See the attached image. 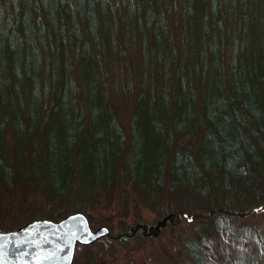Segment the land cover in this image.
I'll return each mask as SVG.
<instances>
[{
	"label": "trees",
	"instance_id": "trees-1",
	"mask_svg": "<svg viewBox=\"0 0 264 264\" xmlns=\"http://www.w3.org/2000/svg\"><path fill=\"white\" fill-rule=\"evenodd\" d=\"M114 200L168 218L74 257L185 211L182 264H264V0H0V230Z\"/></svg>",
	"mask_w": 264,
	"mask_h": 264
},
{
	"label": "rangeland",
	"instance_id": "rangeland-1",
	"mask_svg": "<svg viewBox=\"0 0 264 264\" xmlns=\"http://www.w3.org/2000/svg\"><path fill=\"white\" fill-rule=\"evenodd\" d=\"M15 212L16 209L6 211L2 208L0 210V224L2 222L7 225L16 224L18 218L15 217ZM85 214L89 218L92 228L103 225V222H110L113 225L112 232L114 235L121 232L123 228L128 229L135 223L151 226L160 220L153 210L142 205H139L137 209L132 206L128 207L126 214H124L121 205H118L116 200H114L109 210L88 209ZM197 223L200 224L199 219L195 221L193 218L192 221L188 222L185 218H179L178 221L161 227L152 238H146L142 244L136 247L134 246L138 241L135 238H131L126 246H122L121 243L115 241L114 247L118 249V252L115 255L105 252L97 256L92 264H182L183 261L187 262L184 254V239L195 234L194 228ZM234 223L239 227V231L249 232L251 230L252 232H259L258 235L262 236L264 242V210L258 211L253 215L244 214L242 217L236 218ZM210 236L213 239L218 238L215 233L210 234ZM253 243L255 242L253 241ZM253 243H251V246L254 249L255 245ZM97 252L98 250L95 246L92 247L91 252L80 250L78 255H76L77 259L74 257L73 263L87 264L90 255H96Z\"/></svg>",
	"mask_w": 264,
	"mask_h": 264
},
{
	"label": "water",
	"instance_id": "water-1",
	"mask_svg": "<svg viewBox=\"0 0 264 264\" xmlns=\"http://www.w3.org/2000/svg\"><path fill=\"white\" fill-rule=\"evenodd\" d=\"M188 222L194 214L180 212ZM167 216L156 222L165 225ZM175 218V220H174ZM179 213L170 217L179 220ZM110 234L107 225L92 228L83 211L58 219L35 218L8 230H0V264H72L77 244L86 245Z\"/></svg>",
	"mask_w": 264,
	"mask_h": 264
}]
</instances>
